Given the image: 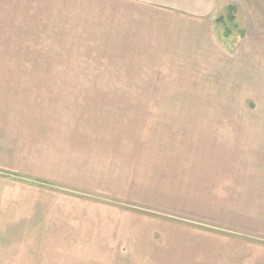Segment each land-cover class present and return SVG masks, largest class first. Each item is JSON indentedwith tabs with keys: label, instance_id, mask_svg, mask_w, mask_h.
Listing matches in <instances>:
<instances>
[{
	"label": "crops",
	"instance_id": "crops-1",
	"mask_svg": "<svg viewBox=\"0 0 264 264\" xmlns=\"http://www.w3.org/2000/svg\"><path fill=\"white\" fill-rule=\"evenodd\" d=\"M136 1L142 3L131 2L130 12L139 18V48L150 49L161 63L177 64L179 74L192 71L182 70L187 60L203 56L220 69L230 61L231 69L222 70L245 80L241 73H247L248 55H263L264 0ZM229 1L245 9L252 27L247 22L246 35L233 52L219 41L216 22ZM256 62L264 69V57ZM128 95L138 94L131 89ZM148 95L153 96L140 93ZM185 95L182 88L166 94ZM182 106L148 111L183 113ZM8 112L0 109L1 130L10 128ZM14 117L23 126L37 122L24 111ZM84 120L74 126L39 120L40 127L33 128L39 132L28 141L0 137V173L30 179L10 185L0 176V264H111L112 257H129L131 264H264V146L238 144L228 136L232 121H148L145 132H138L131 122L120 121L123 127L116 129L110 121ZM57 127L70 128V134L57 130L53 136ZM139 137L145 143H138ZM33 163L34 172L21 169ZM60 184L67 189H59ZM71 188L101 194L104 201L65 193ZM135 206L192 223L208 221L228 233L203 236L193 225L167 220L154 230L155 213L139 215ZM155 231L162 234L158 243Z\"/></svg>",
	"mask_w": 264,
	"mask_h": 264
},
{
	"label": "rangeland",
	"instance_id": "rangeland-1",
	"mask_svg": "<svg viewBox=\"0 0 264 264\" xmlns=\"http://www.w3.org/2000/svg\"><path fill=\"white\" fill-rule=\"evenodd\" d=\"M133 1L135 4L142 3L136 0H3V7L0 4V103L4 108L0 104V109L9 111L10 128L0 129L2 140L16 143L20 136L24 137L22 141H28L34 131L39 132V128L33 129L40 127L37 124L39 120L48 125L51 123V126H74V121L80 119L110 121L109 124H114L112 127L116 129H122L123 125H117L120 121L131 122L138 132H145L148 121L186 120L200 123L222 120L233 122V128L227 132L238 144L242 141L258 142L254 147L262 148L264 69L256 61L264 57V50L261 57L257 52L248 55L247 73H241L245 80L233 79L235 75L231 71L227 75L222 70L224 66L220 69L213 58L203 56L187 60L182 70L187 66L192 71L179 74L180 66L177 64L161 63V57H154L150 49L146 53L139 48L140 35L136 33L139 18L131 17L130 12ZM231 3L238 7V30L245 31L246 35L245 25L248 22L251 29V19L246 13L244 15L245 9L241 5L240 8L233 1L225 2L221 11ZM217 30L219 41L229 52L236 50L245 36L241 37L235 30L225 38L224 28ZM235 62L243 65L242 59L237 58ZM227 63L224 67L226 71L231 69L230 61ZM187 76L191 80H187ZM178 88L184 92L186 89L187 95L166 96ZM131 89L138 95H128ZM147 92L153 96H140V93ZM153 105H183L186 111L151 113L148 109L161 108ZM204 108L222 112H204ZM18 110L33 116L36 124L29 127L19 125L16 120L14 122L12 119H15ZM54 128L53 136L57 130L70 134V128ZM193 130L196 131L195 128ZM142 142L145 143V140L141 141L139 137L138 143ZM35 164L21 169L34 172ZM0 176H4L10 185L30 183V179L9 173H0ZM58 188L67 189L61 184ZM65 193L77 198L104 201L101 194L81 192L75 188ZM135 207L139 215L155 213L152 221L154 230H160L159 223L167 220L174 224L193 225L203 236L228 233L226 228L208 221L195 220L192 223L182 216L170 217L158 210L154 212L141 206ZM153 237L158 243L162 234L155 231ZM109 259L111 264H121L118 261L131 264L129 257Z\"/></svg>",
	"mask_w": 264,
	"mask_h": 264
},
{
	"label": "trees",
	"instance_id": "trees-1",
	"mask_svg": "<svg viewBox=\"0 0 264 264\" xmlns=\"http://www.w3.org/2000/svg\"><path fill=\"white\" fill-rule=\"evenodd\" d=\"M238 20V7L235 4H227L222 11L220 12L219 16L217 17V25L218 27H223L224 32L223 36L225 38L229 37L233 31L238 30L239 26L237 23ZM240 36L245 35V31L238 30Z\"/></svg>",
	"mask_w": 264,
	"mask_h": 264
}]
</instances>
